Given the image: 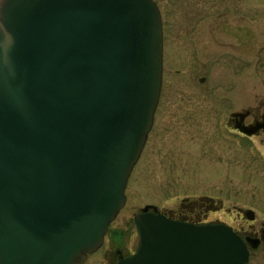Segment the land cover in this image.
I'll return each mask as SVG.
<instances>
[{
  "label": "water",
  "instance_id": "95a60500",
  "mask_svg": "<svg viewBox=\"0 0 264 264\" xmlns=\"http://www.w3.org/2000/svg\"><path fill=\"white\" fill-rule=\"evenodd\" d=\"M162 53L153 0H0V264H79L101 246L153 124ZM149 207L117 264L247 262L227 225Z\"/></svg>",
  "mask_w": 264,
  "mask_h": 264
},
{
  "label": "rangeland",
  "instance_id": "374dc122",
  "mask_svg": "<svg viewBox=\"0 0 264 264\" xmlns=\"http://www.w3.org/2000/svg\"><path fill=\"white\" fill-rule=\"evenodd\" d=\"M153 1L160 11L166 41L160 98L149 140L127 180L125 204L110 223L102 249L93 256L104 254L103 249L110 245L119 247L124 255L134 251L138 237L133 215L146 204L163 207L176 204L183 196L207 195L222 207L209 216L214 223L229 227L241 223L248 229L239 208L254 211V224L264 219L257 145L243 148L236 135L231 142L228 134L220 136L216 130L222 128L228 112L254 106L264 96V0H248L250 24L259 21L263 26L260 37L251 28L248 38L247 34L243 39L229 37L237 46L248 42L249 68L244 71L234 69L220 57L209 69L200 70L197 65L200 56L209 59L214 47V38L208 32L209 16L215 14L210 2ZM199 16H205L199 25L206 33L194 39L183 36L184 24L195 30ZM218 40V52H232L229 45L220 44L224 39ZM199 41L206 43L207 53H198L194 45ZM201 76H205V82L199 84ZM231 80L239 82L231 84ZM112 231L119 233L112 235ZM245 264H264V243L250 249Z\"/></svg>",
  "mask_w": 264,
  "mask_h": 264
},
{
  "label": "flooded vegetation",
  "instance_id": "af4514ba",
  "mask_svg": "<svg viewBox=\"0 0 264 264\" xmlns=\"http://www.w3.org/2000/svg\"><path fill=\"white\" fill-rule=\"evenodd\" d=\"M202 1L210 2L211 7L214 8L213 11L215 12V14L209 16L210 18L208 24L209 26L207 25L209 27L208 32L214 38L213 40L214 44L212 43L214 47H212V45L210 46L212 47V50L209 51L210 57L208 60L207 58L202 59L201 56L199 55L200 59L199 60L197 59L198 67L200 68V70H205L207 68L209 69L212 66L218 64V60L220 57L222 60L224 59L228 60L229 65H231V67H234V69H241L243 71L247 70L249 68V52L246 49L248 42L242 41V44H240L241 46H237L238 43H234L232 40L230 41L229 39L233 37H240L241 39H243L244 38L243 35L245 36L246 34L248 38L249 37L248 33L250 28L251 31H253V34H256L254 33L255 31L257 32L258 36L259 33L263 32V26L260 25L259 21H257L258 22L257 24H250V16H248V10H249L248 0H202ZM234 6L236 7L237 11L235 10ZM240 9L242 11H240ZM235 12L237 14L233 15V13ZM204 18L205 16L197 17V19L199 20H197V25L195 27L196 28L195 30L188 29L190 28V26L184 24L181 34L183 36L186 35V37L190 39L191 37L194 39L196 35L198 36L206 33V31H201L202 28L200 27H202L203 25L201 24L199 25V23L203 22ZM233 28H235L236 31H233ZM218 38L224 39L225 41L223 42L220 41V44L229 45L230 47L229 46L228 47L232 52L230 53L218 52V46H219ZM162 41H163L162 65H164L167 57L165 53L166 41L164 40V35H163V24H162ZM194 47L197 48L196 50L200 54L207 53L206 43L202 41L196 42ZM233 81L235 83L239 82L238 80H231L230 81L231 84H233L232 83ZM198 82L199 84L204 83L205 76H201L200 78H198ZM242 82L244 83L245 81ZM231 105L232 103L230 104V106ZM226 115L227 116L224 118L222 128L218 127L219 129H216L217 127L215 126V129L217 130V134H220V136H222L223 134H228L231 138V142H233L232 139L235 138L234 135H236L237 136L236 139L239 141V144L243 148L245 145H248L249 147L250 144L254 148H256L255 145H257L258 158H259L258 160L259 177L261 184L260 189L261 192H264V96H262L259 99L256 105L243 106L239 109L231 110ZM153 122H154V118H153ZM151 131L152 129H150L148 132L146 142L147 140H149V134H151ZM145 206H150L147 210L150 213L160 214L169 220L185 223L193 226L216 224L212 222L213 219H211L209 216L215 213L218 209H222L221 206L218 207L217 202H214L212 197L207 195H197L190 197L183 196V198H181L176 204L163 206V207H157L153 204H146L143 207ZM142 209H140V211ZM246 210L248 209L239 208L238 213H240L242 217L244 216V219L247 222L248 229L245 228L244 225L241 223L236 227H230V228L233 231H235L238 234V236L246 242L247 245L248 243L246 241V238H253L258 240V245H257L258 248L261 244L264 243V219L263 221L254 224L256 222L255 213L253 219L248 220L244 215V211ZM109 226L104 235L102 246L106 241V235L110 233ZM118 233L119 232L112 231L111 234L115 235ZM102 246L98 250H101ZM103 251L104 254L93 256V254L95 253L94 252L92 254L87 255L86 258L79 264H117L119 258L128 257L131 254H133L135 250L127 255H124L122 254V251L119 247L117 246L112 247V245H110V247L106 246V248H104ZM109 251H113L114 255L106 254V252Z\"/></svg>",
  "mask_w": 264,
  "mask_h": 264
}]
</instances>
